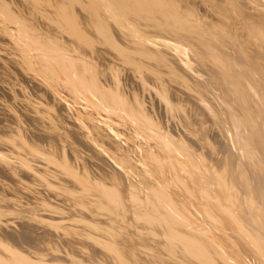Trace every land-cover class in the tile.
Returning <instances> with one entry per match:
<instances>
[{"label": "bare ground", "instance_id": "bare-ground-1", "mask_svg": "<svg viewBox=\"0 0 264 264\" xmlns=\"http://www.w3.org/2000/svg\"><path fill=\"white\" fill-rule=\"evenodd\" d=\"M0 264H264V0H0Z\"/></svg>", "mask_w": 264, "mask_h": 264}]
</instances>
